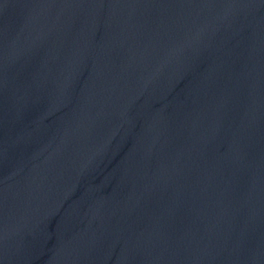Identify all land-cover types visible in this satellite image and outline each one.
Listing matches in <instances>:
<instances>
[{"label":"water","instance_id":"95a60500","mask_svg":"<svg viewBox=\"0 0 264 264\" xmlns=\"http://www.w3.org/2000/svg\"><path fill=\"white\" fill-rule=\"evenodd\" d=\"M0 264H264V0H0Z\"/></svg>","mask_w":264,"mask_h":264}]
</instances>
